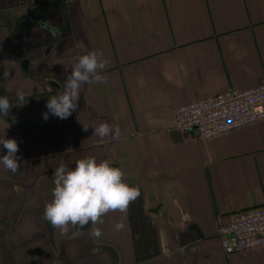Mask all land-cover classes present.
I'll return each instance as SVG.
<instances>
[{
	"label": "crops",
	"instance_id": "1",
	"mask_svg": "<svg viewBox=\"0 0 264 264\" xmlns=\"http://www.w3.org/2000/svg\"><path fill=\"white\" fill-rule=\"evenodd\" d=\"M86 51L108 60L107 82L45 120ZM263 77L264 0H0V97L12 105L0 141L15 139L21 158L16 173L0 164V264H264V246L227 254L217 234L264 205V120L208 141L173 122L177 106ZM102 122L119 138L95 135ZM85 157L122 169L140 195L62 233L44 219L53 174Z\"/></svg>",
	"mask_w": 264,
	"mask_h": 264
},
{
	"label": "clouds",
	"instance_id": "2",
	"mask_svg": "<svg viewBox=\"0 0 264 264\" xmlns=\"http://www.w3.org/2000/svg\"><path fill=\"white\" fill-rule=\"evenodd\" d=\"M108 63L102 52L86 51L79 56L66 77L63 92L48 98V111L43 114L44 119L47 120L49 114L61 120L69 118L78 108L81 88L85 84L107 82V77L100 73ZM8 75L9 73H4L5 78ZM17 97L22 101L24 94L17 92ZM11 108L9 99L0 97V114L7 115ZM88 127L83 125V130L87 131ZM92 127L94 134L100 138L111 136L112 139H118L121 132L119 126L113 127L106 122ZM0 145L6 149V154L0 156V164L13 173L18 172L21 158L17 156V141L4 139L0 141ZM53 176L55 186L51 201L45 205L44 219L62 233L69 231V225L75 229H84L89 224H102V217L109 212L126 213L130 203L140 195L138 187L125 182L122 169L113 167L108 160L97 162L95 157L79 159L73 168L61 164ZM123 228V223L115 224L117 231ZM89 234L99 238L102 232L99 228H94L89 229Z\"/></svg>",
	"mask_w": 264,
	"mask_h": 264
},
{
	"label": "built area",
	"instance_id": "3",
	"mask_svg": "<svg viewBox=\"0 0 264 264\" xmlns=\"http://www.w3.org/2000/svg\"><path fill=\"white\" fill-rule=\"evenodd\" d=\"M174 128L203 140L264 120V77L242 90L229 88L174 108ZM223 252L242 253L264 246V205L237 211L218 228Z\"/></svg>",
	"mask_w": 264,
	"mask_h": 264
},
{
	"label": "flooded vegetation",
	"instance_id": "4",
	"mask_svg": "<svg viewBox=\"0 0 264 264\" xmlns=\"http://www.w3.org/2000/svg\"><path fill=\"white\" fill-rule=\"evenodd\" d=\"M27 62H29V60L28 59H26V58H22L21 60H20V63H21V68H25V66H27ZM5 117V116H4Z\"/></svg>",
	"mask_w": 264,
	"mask_h": 264
}]
</instances>
